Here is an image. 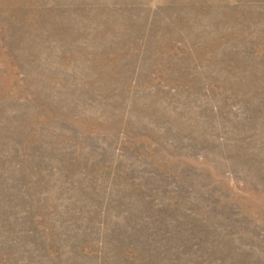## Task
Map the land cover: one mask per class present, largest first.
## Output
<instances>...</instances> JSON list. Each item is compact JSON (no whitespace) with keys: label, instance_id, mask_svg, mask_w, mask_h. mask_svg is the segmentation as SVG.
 <instances>
[{"label":"rangeland","instance_id":"rangeland-1","mask_svg":"<svg viewBox=\"0 0 264 264\" xmlns=\"http://www.w3.org/2000/svg\"><path fill=\"white\" fill-rule=\"evenodd\" d=\"M0 264H264V0H0Z\"/></svg>","mask_w":264,"mask_h":264}]
</instances>
